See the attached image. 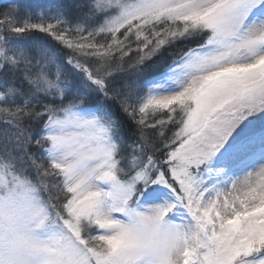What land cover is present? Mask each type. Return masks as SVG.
Instances as JSON below:
<instances>
[{"label": "snow or ice", "instance_id": "obj_1", "mask_svg": "<svg viewBox=\"0 0 264 264\" xmlns=\"http://www.w3.org/2000/svg\"><path fill=\"white\" fill-rule=\"evenodd\" d=\"M0 264H264V0H0Z\"/></svg>", "mask_w": 264, "mask_h": 264}]
</instances>
